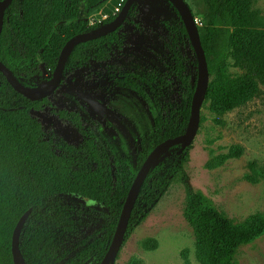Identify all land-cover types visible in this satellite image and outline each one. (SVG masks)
Listing matches in <instances>:
<instances>
[{
	"label": "trees",
	"instance_id": "obj_1",
	"mask_svg": "<svg viewBox=\"0 0 264 264\" xmlns=\"http://www.w3.org/2000/svg\"><path fill=\"white\" fill-rule=\"evenodd\" d=\"M107 1L110 3L105 9V20L93 25L80 20L83 7L98 11ZM254 2L204 0L206 23L199 31L212 75L204 98L219 125L224 124L219 118L246 105L264 89V18L254 11ZM117 3L118 0H13L4 11L0 61L18 83L29 87L25 80L43 70H55L68 40L111 25L117 18L112 15ZM135 14L132 8L129 18ZM167 28L190 39L183 18L181 25L167 24ZM124 42L120 28L75 46L66 61L64 75L92 61L106 63L124 48ZM228 60L239 70L238 74H230ZM188 63L170 47L159 67H147L140 76L113 75L115 85L136 87L141 92L144 89L162 103L152 132L136 147L135 158L128 156L118 163L86 131L79 113L57 110L48 98L30 100L0 72V264H14L13 233L29 209L32 213L20 241L27 264L103 262L117 233L128 193L146 158L158 144L185 134L189 128L197 80L189 89L185 81ZM46 108L74 126L84 142L76 146L56 135L48 136L33 115ZM181 148L182 145L170 147L149 172L124 244L175 179L180 178L186 191L183 215L193 230L197 260L200 264H234L241 248L264 236V215H252L238 223L202 192L193 190L184 168L190 147L180 153ZM242 155V148L233 147L229 154L214 158L207 167L219 168ZM252 170L246 179L256 183L257 173L253 167ZM142 247L155 250L158 242L148 239ZM129 264L143 262L132 259Z\"/></svg>",
	"mask_w": 264,
	"mask_h": 264
},
{
	"label": "rangeland",
	"instance_id": "obj_2",
	"mask_svg": "<svg viewBox=\"0 0 264 264\" xmlns=\"http://www.w3.org/2000/svg\"><path fill=\"white\" fill-rule=\"evenodd\" d=\"M186 1L200 29L206 23L204 0ZM109 3L105 2L98 11L83 7L80 20L94 24L106 19L105 9ZM132 8L136 11L135 17H128L121 29L124 48L116 51L106 63L92 61L64 77L61 86L50 96L57 110L79 113L96 143L117 163L128 156L135 158L136 147L152 132L162 103L144 89L141 92L136 87L115 85L113 75L140 76L147 67H159L170 47L189 61L185 76L189 89L198 80L201 69L191 39L167 28V24L181 25L182 20L181 12L178 13L169 0H136ZM254 11L264 18V0H255ZM228 62L230 74H238L239 70L232 67L230 60ZM53 75V72L43 70L25 81L31 87L44 86ZM209 76L211 79L210 72ZM83 97L103 101L115 110L114 115L106 117L105 123L100 125ZM33 115L41 121L48 136L56 135L76 146L82 143L80 133L59 120L51 109L34 111ZM219 119L224 121L223 125L217 123V117L210 112L209 104L204 100L199 128L184 164L186 181L193 190L202 192L222 212L241 223L249 216L264 215V89L252 101ZM233 147L243 149L240 158L229 159L216 169L207 167L211 160L229 154ZM252 167L257 173L256 183L246 179L253 173ZM185 204L184 184L176 178L123 245L115 264H129L132 259L141 260L143 264H200L193 230L183 215ZM148 239L158 242L155 250L142 247ZM234 264H264V236L241 248Z\"/></svg>",
	"mask_w": 264,
	"mask_h": 264
},
{
	"label": "water",
	"instance_id": "obj_3",
	"mask_svg": "<svg viewBox=\"0 0 264 264\" xmlns=\"http://www.w3.org/2000/svg\"><path fill=\"white\" fill-rule=\"evenodd\" d=\"M136 0H127L121 13L118 15L117 19L114 21L113 24H111L109 27L89 33V34H80L72 37L63 47L57 67L54 72V77L51 81L49 89L39 95H34L29 93L25 86L18 83L13 75L11 70L0 61V72L3 73V75L6 77L9 84L18 92L23 94L25 97L29 98L32 101L42 100L45 98L50 97L55 91L58 89V87L61 84L63 72H64V65L66 63V60L73 50L75 46L81 43H86L89 41L96 40L98 38L107 36L111 33H114L116 30H118L125 22V20L128 17L129 11L132 8L133 4ZM177 9L181 12V16L185 22L189 37L197 51L198 59H199V65L201 67L200 73L197 80V85L194 93L193 103H192V117H191V123L189 124V128L187 132L183 135H180L175 138L168 139L159 145H157L153 151L149 154L147 159L145 160L144 164L142 165L141 169L137 173L133 184L131 186V189L128 193L123 213L121 216V220L118 226L117 233L114 237V240L112 242V245L103 260L101 264H115L117 257L123 247L124 239L127 233V229L129 226V222L134 210V207L136 205L138 195L140 193V190L143 186V183L145 179L147 178L149 172L151 171L152 167L155 165L159 157L170 147L182 145V148L180 150V153L183 152L185 149L189 148L192 145V142L194 140V137L197 133V130L199 128V115L201 106L205 100L204 95L206 93V90L208 88L209 82H210V76H209V68H208V62L206 58V54L202 45L201 36L199 27L197 25L196 18L194 16V13L192 9L190 8L189 4L186 0H170ZM13 0H3L0 1V33L2 31L3 27V18H4V11L7 7L11 5ZM85 101L90 108V110L99 116L101 119L105 116L112 115L114 111L107 107L105 104L100 102L97 99L94 98H85ZM32 213V209L27 210L24 215L20 218L18 221L16 228L13 233L12 237V255H13V263L14 264H27L25 258L23 257V254L20 249V241H21V235L24 230L25 224L30 217Z\"/></svg>",
	"mask_w": 264,
	"mask_h": 264
},
{
	"label": "flooded vegetation",
	"instance_id": "obj_4",
	"mask_svg": "<svg viewBox=\"0 0 264 264\" xmlns=\"http://www.w3.org/2000/svg\"><path fill=\"white\" fill-rule=\"evenodd\" d=\"M169 1H170V0H169ZM170 2H171V1H170ZM125 3H126V2H125ZM171 3H172V2H171ZM124 5H125V4H124ZM124 5H123V7H124ZM173 5H174V4H173ZM132 7H133V6H132ZM175 7H176V6H175ZM176 8H177V7H176ZM122 9H123V8H122ZM131 9H132V8H131ZM131 9H130V10H131ZM121 11H122V10H121ZM121 11H120L118 14H116V15H114V13H112V15L118 17V15L121 13ZM178 11H179V10H178ZM113 12H114V11H113ZM129 12H130V11H129ZM179 12H180V11H179ZM180 14H181V13H180ZM107 17H108V14H107ZM128 17H129V14H128ZM128 17H127V18H128ZM116 19H117V18H116ZM104 20H105V19H104ZM126 20H127V19H126ZM126 20H125L124 24L126 23ZM102 21H103V20H102ZM100 22H101V21H100ZM113 23H114V22H113ZM113 23H112V24H113ZM124 24H123V25H124ZM90 25H93V24H90ZM123 25H122V26H123ZM109 26H110V25H109ZM109 26H107V27H109ZM122 26L120 27L121 29H122ZM107 27H105V28H107ZM105 28H103V29H105ZM120 28H119V29H120ZM103 29H101V30H103ZM99 31H100V30H99ZM116 31H117V30H116ZM116 31H115V32H116ZM95 32H97V31H95ZM92 33H93V32H92ZM111 34H112V33H111ZM79 35H80V34H79ZM109 35H110V34H109ZM75 36H76V35H75ZM104 37H105V36H104ZM101 38H102V37H101ZM189 38H190V37H189ZM98 39H99V38H98ZM68 41H69V40H68ZM68 41H67V42H68ZM89 42H90V41H89ZM86 43H87V42H86ZM81 44H82V43H81ZM78 45H79V44H78ZM60 54H61V53H60ZM69 55H70V54H69ZM59 57H60V56H59ZM68 57H69V56H68ZM67 59H68V58H67ZM58 60H59V59H58ZM66 61H67V60H66ZM57 64H58V63H57ZM65 64H66V63H65ZM88 64H89V63H88ZM88 64H87V65H88ZM87 65H85V66H87ZM85 66H84V67H85ZM56 67H57V66H56ZM55 69H56V68H55ZM64 69H65V65H64ZM54 72H55V70L53 71V73H54ZM75 72H76V71H75ZM73 73H74V72H73ZM73 73H71V74H73ZM71 74H69V75H71ZM67 76H68V75H67ZM53 77H54V75H53ZM64 77H66V76L64 75V72H63L62 81H63V78H64ZM52 79H53V78H52ZM51 81H52V80H51ZM51 81L49 82V84H51ZM62 81H61V84H62ZM61 84H60V86H61ZM60 86H59V87H60ZM29 87H31V86H29ZM29 87H27V88H29ZM59 87H58V88H59ZM57 90H58V89H57ZM57 90H56V91H57ZM56 91H55V92H56ZM53 94H54V93H53ZM53 94H52V95H53ZM85 98H89V97H83V100H84V101H85ZM45 99H46V98H45ZM48 99H50V97H48ZM94 99H96V98H94ZM42 100H43V99H42ZM97 100H98V99H97ZM37 101H38V100H37ZM99 101L102 102L103 104H105V105H106L107 107H109L110 109H112V110L114 111V113H115V110H114L113 108H111L109 105H107V104L104 103L103 101H101V100H99ZM85 103H86V101H85ZM86 105H87V103H86ZM87 107H88V105H87ZM88 109L90 110L89 107H88ZM67 111H68V110H67ZM90 111H91V110H90ZM73 112H74V111H73ZM91 112H92V111H91ZM92 113H93V112H92ZM114 113H113L112 115H114ZM93 114H94V113H93ZM94 115L98 118V121H99L100 125H103V124L105 123L104 119H105L106 117H111V116H112V115H108V116H105L104 118L101 119V118H100L99 116H97L96 114H94ZM56 117H57V116H56ZM57 118H58V117H57ZM58 119H59V118H58ZM59 120H60V119H59ZM61 121H63V120H61ZM82 121H83V120H82ZM63 122H66V121H63ZM66 123L70 124L69 122H66ZM83 124H84V122H83ZM70 125H71V124H70ZM71 126H72V125H71ZM72 127H74V126H72ZM84 127H85V126H84ZM74 128H75V127H74ZM75 129H76V128H75ZM85 129H86V128H85ZM76 130H77V129H76ZM77 131H78V130H77ZM86 131H88V130L86 129ZM78 132H79V131H78ZM88 132H89V131H88ZM79 133H80V132H79ZM89 133H90V132H89ZM90 134H91V133H90ZM80 135H81V134H80ZM81 136H82V135H81ZM91 136H92V134H91ZM92 137H93V136H92ZM93 139H94V138H93ZM170 139H171V138H170ZM94 140H95V139H94ZM167 140H168V139H167ZM83 142H84V137L82 136V143H83ZM82 143H81V144H82ZM81 144H80V145H81ZM158 145H159V144H158ZM172 147H173V146H172ZM152 151H153V150H152ZM152 151H151V152H152ZM151 152H150V153H151ZM148 156H149V155H148ZM146 159H147V158H146ZM143 164H144V163H143ZM140 169H141V168H140ZM138 172H139V171H138Z\"/></svg>",
	"mask_w": 264,
	"mask_h": 264
},
{
	"label": "bare ground",
	"instance_id": "obj_5",
	"mask_svg": "<svg viewBox=\"0 0 264 264\" xmlns=\"http://www.w3.org/2000/svg\"><path fill=\"white\" fill-rule=\"evenodd\" d=\"M50 87V84L47 83L46 85L40 87V88H26V90L31 93V94H34V95H39V94H42L44 92H46Z\"/></svg>",
	"mask_w": 264,
	"mask_h": 264
},
{
	"label": "built area",
	"instance_id": "obj_6",
	"mask_svg": "<svg viewBox=\"0 0 264 264\" xmlns=\"http://www.w3.org/2000/svg\"><path fill=\"white\" fill-rule=\"evenodd\" d=\"M125 4V0H119L116 7L114 8V15L118 14L122 8H123V5Z\"/></svg>",
	"mask_w": 264,
	"mask_h": 264
}]
</instances>
